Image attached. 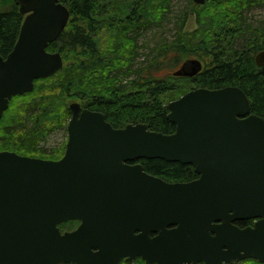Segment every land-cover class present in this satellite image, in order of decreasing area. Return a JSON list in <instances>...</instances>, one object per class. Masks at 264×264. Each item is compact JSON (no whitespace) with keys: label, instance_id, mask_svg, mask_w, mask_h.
Listing matches in <instances>:
<instances>
[{"label":"water","instance_id":"obj_1","mask_svg":"<svg viewBox=\"0 0 264 264\" xmlns=\"http://www.w3.org/2000/svg\"><path fill=\"white\" fill-rule=\"evenodd\" d=\"M13 1L25 16L12 51L0 55V118L13 95L61 69L46 47L69 18L59 0ZM254 60L264 65V49ZM199 68L189 61L177 73ZM69 109L59 159L0 151V264L264 262V118L239 87H199L169 101L172 133L142 122L116 128L77 102ZM141 158L189 163L198 176L167 182ZM248 218L257 220L233 223ZM69 219L80 223L61 232Z\"/></svg>","mask_w":264,"mask_h":264},{"label":"trees","instance_id":"obj_2","mask_svg":"<svg viewBox=\"0 0 264 264\" xmlns=\"http://www.w3.org/2000/svg\"><path fill=\"white\" fill-rule=\"evenodd\" d=\"M59 1L68 8L69 19L46 49L59 52L63 66L36 79L31 91L9 100L0 118V150L61 157L64 142L51 149L43 143L57 130L65 132L72 101L102 112L116 128L142 122L152 130L172 133L175 125L168 120L166 107L170 100L194 88L237 86L246 94L250 112L264 118V65L254 60L264 49V24L247 22L245 16L251 7L264 5V0H205L200 5L188 0L187 9L176 16L171 37L162 36L142 46L140 35L166 20L171 0ZM188 17L193 27H188ZM22 20L12 0H0L2 57L13 49ZM144 46L148 52L142 63L138 58ZM189 59L201 61L200 71L190 77L175 74V68ZM138 162L168 182L197 177L189 163L162 158ZM69 224L72 227L74 222ZM253 260L223 264H253ZM136 264L145 263L137 260Z\"/></svg>","mask_w":264,"mask_h":264},{"label":"rangeland","instance_id":"obj_3","mask_svg":"<svg viewBox=\"0 0 264 264\" xmlns=\"http://www.w3.org/2000/svg\"><path fill=\"white\" fill-rule=\"evenodd\" d=\"M188 7V0H171L170 4V13H168L166 20L162 22L160 26H151L148 29H145L138 39V44L142 46L143 43L152 44L153 40H157L162 36L171 37L174 32V23L176 16L180 14V10H186ZM247 22L253 24H264V5H256L251 7L246 13ZM192 18L194 19L193 15ZM191 17H188V27H193V20ZM140 51L143 55L138 58L141 62L146 61V54L148 52L147 47H141ZM145 55V56H144ZM168 68L159 70L157 73L161 74L166 71ZM66 137V132L63 130H57L49 135L47 140L43 143L45 148H57L61 145ZM137 261H131L130 264H136ZM253 264H256V260H253Z\"/></svg>","mask_w":264,"mask_h":264},{"label":"flooded vegetation","instance_id":"obj_4","mask_svg":"<svg viewBox=\"0 0 264 264\" xmlns=\"http://www.w3.org/2000/svg\"><path fill=\"white\" fill-rule=\"evenodd\" d=\"M138 160H136V161L138 162ZM256 220H257V218L237 219V220H234L233 223L239 227H246V226H252ZM78 223H79L78 221H74L75 225H74V227H71V225L69 224V221L64 222V227L62 225V227H63L62 231L73 230L75 227H77ZM137 259L135 261H137ZM130 263H131V261L121 259L118 264H130ZM63 264H70V263H63Z\"/></svg>","mask_w":264,"mask_h":264}]
</instances>
